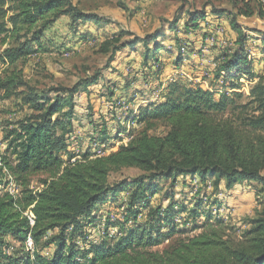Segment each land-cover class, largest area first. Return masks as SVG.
Returning a JSON list of instances; mask_svg holds the SVG:
<instances>
[{
  "label": "trees",
  "instance_id": "obj_1",
  "mask_svg": "<svg viewBox=\"0 0 264 264\" xmlns=\"http://www.w3.org/2000/svg\"><path fill=\"white\" fill-rule=\"evenodd\" d=\"M212 14L210 19L204 13L195 12L188 13L185 19L176 16L168 28L172 37L166 39L162 31L142 37L131 33L128 34L131 39L113 48L114 52L126 48L135 51L139 46L142 50L140 77L130 78L131 82L123 85L116 81L106 84L100 97L106 100L109 108H115L111 112L112 121L106 123L102 116L88 120L85 151L73 162L70 141L78 138L74 97L79 87L40 90L17 81V86L26 87L20 103L22 115L1 140L0 264H264V210L250 221L240 242L223 240L220 229L211 227L188 243L179 244L166 258L156 257L150 262L138 257L137 249L159 246L161 240L171 236L173 230L161 235L158 228L163 222L173 228L166 219L175 217V212L171 214L178 209L175 202L152 210L151 226L146 235L137 234L131 228L114 244L103 239L87 240V247L76 245L71 238L79 233L83 240L95 221L98 205L108 196L118 195L122 184L110 186L108 178L111 173L123 169L135 168L143 173L132 181L133 190L127 192L126 212L135 215L138 204H148L147 194L155 193L152 184L160 181L168 182L171 187L179 179L184 187L191 186L194 181L211 182L216 190L223 182L226 191L242 183H254L264 190V86L257 84L251 90L259 114L245 118L237 125L231 119L221 117L234 104L226 93H218L215 98L217 92L200 86L189 88L178 80L168 83L165 88L159 83L164 72L160 58H168L173 53L167 46L178 52L173 63L175 68L183 65L181 56L185 53L191 61L194 56L199 57L197 45L208 35L207 23L222 27L220 16L224 12L213 10ZM241 14L244 17L254 15L251 9ZM256 14L264 20V5L258 6ZM62 17L70 22L69 31L62 36L68 41L59 45L67 52L74 49L66 42L73 44L71 40L75 36H78L76 40L84 39L77 24L92 23L99 28L104 22L96 15L76 9L71 0H0V37L4 41L12 33L19 42L17 46L3 50L0 62L11 67L41 52L45 36ZM39 20L43 22L39 31L26 41L25 33H30ZM226 20L236 37L234 48L222 51L224 60L218 66L216 76L217 80L222 79L220 71L226 73L223 80L229 85L223 89L233 91L237 90V85L229 81L239 80L243 75L252 78L254 74L246 52L248 37L234 18L227 17ZM19 28H26L23 35ZM120 33H112L111 41L105 43L106 49L120 42L116 39L122 36L117 35ZM90 35L95 36L93 32ZM95 80L85 81V84L90 87ZM4 83L0 84V90L7 91L16 81L12 78ZM155 83L159 84L154 87ZM155 91L158 99L153 100ZM119 99L137 106L136 114H127L123 119L128 125L123 129L119 128L118 122L124 109L120 103L116 104ZM156 123L168 128L165 136L149 135ZM117 141L119 146L115 144ZM100 148L108 151L107 155L95 156ZM36 175L46 178L40 181L41 190L32 191L30 180ZM27 210L34 218L33 227L24 216ZM163 217L165 219L161 220ZM28 238L34 245L33 252L25 247ZM13 241L20 244L16 255L13 254ZM47 248L52 249L50 257L41 253Z\"/></svg>",
  "mask_w": 264,
  "mask_h": 264
},
{
  "label": "rangeland",
  "instance_id": "obj_2",
  "mask_svg": "<svg viewBox=\"0 0 264 264\" xmlns=\"http://www.w3.org/2000/svg\"><path fill=\"white\" fill-rule=\"evenodd\" d=\"M17 1V0H15ZM72 5L85 13L98 16L104 22L100 23L99 28L95 24L89 23L77 24L79 33H82L83 40H76L73 37L68 46H72L74 50L67 52L59 46L67 40L63 39V34L69 31V19L62 17L50 29V34L43 43L42 50L38 54L19 61L14 66L3 65L0 62V84L14 78L16 83L13 87H9L7 91L0 90V151H2L1 140L6 137V134L13 129L12 124L22 115V107L20 105L22 94L26 92V87L17 86V81L21 80L30 87L40 90L49 88L71 89L78 86V93L75 95L77 102L75 106L76 121L75 128L77 137L71 142V153L74 158L71 162L79 159L85 151L83 147L87 144L85 138L87 133L86 123L90 119H98L102 116L106 123L112 121L111 112L105 99H101V91L92 92L94 85L102 87L105 83V78H111L118 85L131 82L130 77L134 75L139 67L135 70L138 64H141L142 50L137 46L135 51L126 48L122 51H113L120 43L126 42L134 36H147L155 32H164V37H170L172 32L168 30L169 23L176 17L185 19L188 13H204L207 19L213 17V10L223 11L220 19L224 22V28L228 30V35L225 33L222 39L226 43L224 48L217 46L209 50L208 55L203 59L201 55L198 58V63L191 61L188 55L183 54V65L180 69L185 74L178 78L180 84L195 88L200 86L205 90L217 92L215 98H218V93H226L232 98L233 105L221 116L225 119H231L237 125H240L245 118L254 117L259 114L258 106L254 104L251 97V90L257 85L264 86V20L257 16L258 6L264 5V0H71ZM260 4V5H259ZM16 7V4H12ZM251 9L254 13L251 17H244L241 12ZM11 16V13L8 14ZM227 17L234 18L241 31L248 37L246 47L251 42L256 41L254 49H250L249 61L252 63L254 76L250 78L248 75L241 76V79L227 81L237 85L235 91H225L223 87H227L229 83L222 79L217 80V71L219 65L223 62V50L234 48L233 37L236 34L231 30ZM43 24L39 20L37 26L30 33H25L26 28L20 33L27 34V40L34 38V34L39 31V27ZM181 27V25H179ZM96 30V32H94ZM122 31V32H121ZM95 36H91L90 33ZM121 32V33H120ZM59 33L58 36L57 34ZM112 33H120L122 35L116 39L120 42L113 43L111 46L105 47V43L111 41ZM124 33H127L126 35ZM70 34L68 33V36ZM71 38V37H70ZM6 40L0 37V54L4 49L15 47L19 44L16 35L9 33ZM22 40L21 42H23ZM42 41V40H41ZM33 43V42H31ZM200 45V44H199ZM168 58L161 57L162 65L167 63L171 68L174 66L178 52L173 49ZM171 51V50H170ZM164 54V52H162ZM162 54V55H163ZM200 54L198 50V55ZM252 55V56H251ZM127 56H131L136 60L125 62ZM165 56V55H164ZM208 56V57H207ZM195 57V61L197 58ZM170 59L169 62L167 60ZM201 59V60H200ZM205 60L204 62H202ZM126 63V64H125ZM190 63V64H189ZM204 63H208L205 65ZM139 64V65H140ZM209 65V66H208ZM164 66V65H163ZM177 68V67H176ZM96 79L90 87L85 84V81ZM175 81V80H174ZM224 81V82H223ZM113 83V82H112ZM108 84L105 83L103 87ZM12 86V85H11ZM87 86V87H86ZM102 87V88H103ZM113 87V86H110ZM91 90V93H90ZM95 91V90H94ZM118 93V91H115ZM92 94L94 99H90ZM153 94V93H152ZM121 104L123 109V118L118 117L120 122L119 128H127V124L123 120L127 114H136L135 108L126 104L123 99H119L118 104ZM244 108V109H243ZM88 109V110H87ZM111 123V122H110ZM110 126V125H109ZM130 129V126H129ZM139 131V130H137ZM135 131L134 133H136ZM168 132V128L162 123H156L149 131V135L163 137ZM6 144V143H4ZM116 146H119L117 141ZM117 148V147H116ZM1 153V152H0ZM108 151H103L102 148L97 149L95 156L101 157L107 155ZM143 175L141 171L135 168L123 169L118 172H113L109 175L108 182L110 186L122 184L117 196L107 199L98 205L94 214L95 221L87 229V236L82 238L79 233H75L73 243L81 247L88 246V241L97 242L103 239L107 243L114 244L117 239L127 232V229H133L137 234H147V229L150 228L149 220L150 213L153 209L159 207H167L170 202H175L178 209L175 208V217L171 220L170 216L166 219L169 221L172 229L166 226V222L160 223L159 231L166 234L173 230L171 236L165 240H161L159 246L142 250L137 249V256L142 258L144 262L153 261L156 257H164L182 243H188L191 239L202 233L208 232L209 228L215 230L220 229L223 240H231L232 242H240L243 233L250 227L249 223L252 219L257 218L264 210V190L254 183H242L236 185L232 190L226 191L223 182L220 183L218 189H214L211 182L194 181L191 186L181 183L179 179L177 183L171 187L167 182L153 183L155 193L148 195V204H138V214L127 213L128 195L133 190L132 181ZM45 175H36L31 177L29 189L39 191L43 188L42 180ZM21 191L20 188L17 189ZM194 210L192 213L191 211ZM184 211V212H180ZM34 220L30 212L27 210L24 213ZM174 214V213H173ZM165 218H161V220ZM221 223V225H219ZM144 231V232H143ZM70 233V231L68 232ZM87 242V243H86ZM85 243V244H83ZM13 254L16 255L20 250V244L13 241ZM30 252H33L32 247L25 246ZM44 256L50 257L52 249L47 248L41 252ZM81 263L84 260H80Z\"/></svg>",
  "mask_w": 264,
  "mask_h": 264
},
{
  "label": "crops",
  "instance_id": "obj_3",
  "mask_svg": "<svg viewBox=\"0 0 264 264\" xmlns=\"http://www.w3.org/2000/svg\"><path fill=\"white\" fill-rule=\"evenodd\" d=\"M221 24H222V28H223V35H225V33H227V35H228V30H226L225 28H224V22H222L221 21ZM177 34H178V32H177ZM172 35H173V33H172ZM172 35L170 36V37H172ZM167 38H169V37H167ZM235 40V36L233 37V41ZM255 43H256V41H254V42H251L250 43V45L249 46H247L246 47V52L247 53H249V50L250 49H254V47L253 46H255L256 47V45H255ZM202 43H200V45H201ZM200 45H199V43H198V45H197V50H199V48H200ZM167 50H172L173 52H174V50L172 49V48H170L169 46H167ZM208 55V54H207ZM209 55H210V53H209ZM208 55V56H209ZM207 56V57H208ZM249 56V55H248ZM252 56V55H251ZM195 57L196 56H194L193 58L195 59ZM197 58V57H196ZM193 59V62H195V63H198V65H199V60H198V58H197V60L195 61ZM132 60H136V59H134L133 57H131V56H127V58L125 59V62H127V64H128V62H131ZM201 60V59H200ZM170 61V59H168L167 60V62H169ZM205 60H203L202 62H204ZM126 64V63H125ZM140 64V63H139ZM138 64V66H136L135 68V70H137L139 67H140V65ZM190 64V63H189ZM205 65H207L208 63H204ZM164 65V72H163V74H162V76H161V78H160V80H159V83L162 85V88H165L166 87V85L168 84V83H170V82H172V81H174V80H178V78H181L180 77V75H183V74H185L184 73V71L182 70V69H180V68H175V67H170L169 65H167V63H165V64H163ZM209 66V65H208ZM134 75H131V77L130 78H132V79H138L139 77H140V74L138 73V70L136 71V72H134L133 73ZM103 81H105V82H109V81H111V83L112 82H115V80H113V79H111V78H105L104 77V80ZM159 83H155V85H154V87L155 86H157ZM123 84V83H122ZM104 86V84L102 85V87ZM102 87H99V86H97V85H94V87H93V91L92 92H96V90H100V91H102L103 90V88ZM95 90V91H94ZM117 91V90H116ZM90 93H91V90H90ZM158 95V92L157 91H155L154 93H153V95H152V97H153V100H156L154 97H156ZM89 98L90 99H94L93 98V95L92 94H90L89 95ZM141 103H144V102H141ZM141 103H139V105L141 104ZM138 105V106H139ZM109 106V105H108ZM135 108V110L137 111V106L136 107H134Z\"/></svg>",
  "mask_w": 264,
  "mask_h": 264
},
{
  "label": "built area",
  "instance_id": "obj_4",
  "mask_svg": "<svg viewBox=\"0 0 264 264\" xmlns=\"http://www.w3.org/2000/svg\"><path fill=\"white\" fill-rule=\"evenodd\" d=\"M207 30L208 35L204 39L203 43L200 45L199 52L201 57L204 59L205 56L209 53V50L213 48L214 46L218 48H224L226 46V43L222 39L223 37V28L221 26H218L217 24H214L212 22L207 23ZM226 76V73L223 71H220V76ZM235 91V90H233ZM155 99H158V95L154 97ZM8 180H11L10 178ZM25 217L29 221V224L31 227L34 225V220L28 215V213L25 214ZM27 247H32V241L28 238L26 241Z\"/></svg>",
  "mask_w": 264,
  "mask_h": 264
}]
</instances>
